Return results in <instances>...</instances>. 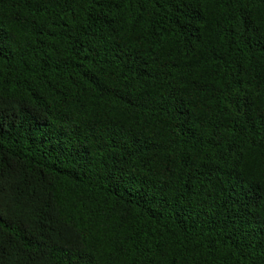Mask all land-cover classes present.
<instances>
[{"label": "trees", "instance_id": "1", "mask_svg": "<svg viewBox=\"0 0 264 264\" xmlns=\"http://www.w3.org/2000/svg\"><path fill=\"white\" fill-rule=\"evenodd\" d=\"M0 264H264V0H0Z\"/></svg>", "mask_w": 264, "mask_h": 264}]
</instances>
